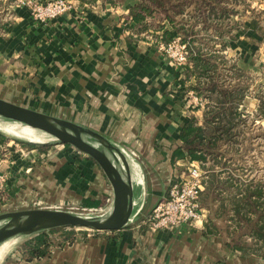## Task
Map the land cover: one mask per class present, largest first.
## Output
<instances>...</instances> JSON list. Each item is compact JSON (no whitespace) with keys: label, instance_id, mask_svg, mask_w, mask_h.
Returning <instances> with one entry per match:
<instances>
[{"label":"crops","instance_id":"1","mask_svg":"<svg viewBox=\"0 0 264 264\" xmlns=\"http://www.w3.org/2000/svg\"><path fill=\"white\" fill-rule=\"evenodd\" d=\"M139 1L92 6L74 1L71 11L47 23L36 21L29 8L15 7L0 34L1 99L90 129L131 152L135 224L111 234H85L61 251L50 249L54 260L59 257L55 264H207L211 250L216 254L219 248L200 223L199 229L176 231L140 224L181 175L188 159L175 157L183 145L181 132L193 120L205 126L206 108L191 98L197 81L177 77L151 39L154 32L130 27ZM243 28L238 47L245 66L264 46V26L250 21ZM251 102L248 97L243 104ZM253 105L261 108L257 101ZM6 137L0 174L9 178L7 192L16 198L7 212L111 211L113 188L95 161ZM69 202L70 210L64 207Z\"/></svg>","mask_w":264,"mask_h":264},{"label":"rangeland","instance_id":"2","mask_svg":"<svg viewBox=\"0 0 264 264\" xmlns=\"http://www.w3.org/2000/svg\"><path fill=\"white\" fill-rule=\"evenodd\" d=\"M102 1L105 2L106 0ZM102 1L99 2L101 3ZM203 1L184 0V6L181 9L185 11L183 14L176 16V22L179 28H188L191 32L198 31V34L196 33L192 37L195 46L204 49L207 53V59L217 66L215 81L203 87L211 89L215 85L217 90H228L231 88L230 90L235 91L237 94L233 99V104L236 106V110H238L241 117L239 118V127L235 131L237 136L234 138L233 144L226 143L220 146L219 154H223V156L220 164L216 167V171L221 172L219 174L221 177L235 180V183L233 185L218 184L214 193L211 192L210 196L204 200L201 198L204 214L202 228H204V231H207L210 227L214 235H208L211 238L219 240L217 253L214 254V250H211V254H209L211 257L209 256L206 261L207 264H264V248L257 246L253 240V229L251 227H239L236 224V219L233 218L235 216L234 198L245 196L248 185L255 186L262 183L264 187V46L256 52V56H253L254 53L252 55L250 53L252 56L251 64L246 62L245 66L240 62L242 47H238L241 41L244 40V25H247L250 21H256L264 26V0H208L206 4ZM106 3L109 4L108 2ZM17 4L18 0H0V34L3 33L4 25L11 22L13 11ZM213 9H216L215 14L213 13ZM177 10H180V8ZM205 10L209 12L208 15L199 13L200 11L205 12ZM160 18H162L160 12L154 13L153 17H150L152 25L149 26V29L142 31V33L146 34H150V32L153 34L154 32L155 35L151 39L155 40V44L166 42L161 38L165 30H160ZM164 23L168 24V30L175 33V30L167 21H164L162 24ZM249 44L252 43L249 42ZM182 45L185 44L183 43V39L180 38L179 46L176 45L179 49H174V51L181 52L180 46ZM185 50L187 51V48ZM165 59L172 64L167 55ZM172 66L177 70V77L182 78V76H186L185 71L182 72L180 68L173 64ZM190 90L197 94L195 90ZM216 93L208 91L204 93L206 95L197 96L195 94L198 99L203 100L199 106L206 108L210 96L213 98V101H216L218 96ZM248 97H250L252 102L245 107L243 101ZM255 101L259 102L260 109L253 105ZM231 104L230 107L232 106ZM227 105H229V102ZM4 125H8L32 139L31 141L23 137L13 136L0 129V132L8 136L11 141L26 145H32V142L37 144L38 147L44 148L43 150L54 149L56 151L59 148L66 153L70 154L73 152L74 154L86 156L93 160L73 146L62 145L53 137L26 125L7 120L4 121ZM99 170L107 179L100 166ZM107 181L109 182L108 179ZM15 199L5 194L0 203L1 210L6 213L9 206L16 202ZM38 201L40 202V200ZM70 203H66L64 206L68 210L72 209ZM255 208H252L251 212H248V216L256 221L262 215L261 211H255ZM103 214H105L103 211L93 212V215ZM240 217L242 216L240 215ZM93 233L111 234V231L61 228L53 233H49V238L53 244L52 247H54L50 249H54L52 250L53 252L61 251L68 245H72L77 237L85 239L87 237L85 234ZM35 237H16L15 244L0 264H55V261L59 260V257H56L54 260L55 253L52 252H49L48 256L44 258H30L26 243ZM227 244L246 246L248 249L245 250L246 253L236 251L229 248Z\"/></svg>","mask_w":264,"mask_h":264},{"label":"trees","instance_id":"3","mask_svg":"<svg viewBox=\"0 0 264 264\" xmlns=\"http://www.w3.org/2000/svg\"><path fill=\"white\" fill-rule=\"evenodd\" d=\"M84 5H94L102 0H79ZM124 0H106L109 4L116 5ZM184 0H140L138 4L131 9V20L133 24L130 27L134 31H144L149 29L152 25L154 13L160 12L162 18H160V30L164 29L161 38L169 43L174 36H179L183 39V43L186 45L188 52V61L192 65L185 69V75L187 79L194 78L197 83L192 87L197 92V95H206L208 91L217 92V99L213 101L210 96L208 104L205 109V126L201 127L196 124V121H191L181 132L180 140L183 145L175 151V157L177 159L189 158L192 161H198L203 163L202 168L207 171V179L205 180V190L202 194V199L210 196V193L217 189L218 184H230L233 185L235 180L230 178L221 177V172L216 171V167L220 164L223 154H219L220 146L223 144H233L234 138H236V129L239 127L240 113L236 110V106L233 104V99L237 94L233 90L220 89L213 85L211 89H206L203 86H208L210 82L215 81L217 66L207 59V53L202 48L195 46L193 35L198 34V31H190L188 28H179L176 22V16L184 13ZM187 1V0H186ZM208 0H204L206 4ZM201 2V1H200ZM180 8V10H177ZM203 14H209L207 10L205 12H199ZM213 13H216V9H213ZM201 14V15H203ZM204 19V18H203ZM167 21L175 33L166 29L162 24ZM154 22V21H153ZM171 39V40H170ZM242 98V97H240ZM229 102V105H227ZM232 103V104H231ZM230 104L232 105L230 107ZM7 137L0 132V147L4 146L7 142ZM211 166H209V164ZM14 192H5L0 196V203L3 200L5 194L7 196H13ZM264 187L262 183L255 186H247L245 196L234 198L236 224L239 227H251L253 229V240L260 248H264ZM256 207V208H255ZM252 208L255 211H261V217L255 221L250 218L248 212H251ZM1 213V208H0ZM240 215L242 217H240ZM61 229V228H59ZM41 233L34 239L26 243L27 251L31 259L44 258L49 253L51 246H53L50 240L49 233H53L56 230ZM209 235H214V232L210 229L206 231ZM229 248L236 251L245 252L248 249L246 246H232L227 244ZM250 250V249H249ZM253 252V251H250Z\"/></svg>","mask_w":264,"mask_h":264},{"label":"water","instance_id":"4","mask_svg":"<svg viewBox=\"0 0 264 264\" xmlns=\"http://www.w3.org/2000/svg\"><path fill=\"white\" fill-rule=\"evenodd\" d=\"M0 117L43 132L58 143L71 145L91 157L105 173L114 192L112 209L103 215L51 209L0 213V245L18 236H37L59 228L120 231L131 225L134 215L133 171L119 147L90 129L1 98Z\"/></svg>","mask_w":264,"mask_h":264},{"label":"built area","instance_id":"5","mask_svg":"<svg viewBox=\"0 0 264 264\" xmlns=\"http://www.w3.org/2000/svg\"><path fill=\"white\" fill-rule=\"evenodd\" d=\"M74 1L77 0H18L16 7L29 8L36 21L47 23L59 19L71 11L74 7ZM179 43L180 37L177 36L169 43L160 42L157 46L165 56L169 57L174 66L184 72L188 66L191 67V64L188 61L185 45L180 46L181 52L174 51V49H179L176 46H179ZM191 94L192 97H190L195 104H202L203 100L198 99L196 93L191 92ZM119 149L126 158H130L131 152L129 150L124 147ZM202 165L203 163L188 158L186 163L182 165L181 175L170 183L167 196L154 206L151 213L140 224H146L151 231H176L182 228L199 229L198 224L204 222L201 198L207 179V171H204ZM9 186V178L0 174V196L7 192ZM137 215L132 216L131 225L135 224L134 218Z\"/></svg>","mask_w":264,"mask_h":264},{"label":"bare ground","instance_id":"6","mask_svg":"<svg viewBox=\"0 0 264 264\" xmlns=\"http://www.w3.org/2000/svg\"><path fill=\"white\" fill-rule=\"evenodd\" d=\"M4 121L1 117H0V129L4 130L5 132H7L10 135L13 136H18V137H23L26 139H29L32 141V139H30L28 136H25L23 134H21L20 132L16 131L14 128L8 126V125H4ZM34 138V137H33ZM41 143V142H40ZM118 160L120 161V159L118 158ZM120 164L122 165V163L120 162ZM123 166V165H122ZM121 166V167H122ZM72 212H77L80 213V211L77 210H72ZM16 237L6 240L5 242H3L0 245V263L4 260V258L6 257L7 253L9 252V250L12 248V246L15 244L16 242Z\"/></svg>","mask_w":264,"mask_h":264}]
</instances>
